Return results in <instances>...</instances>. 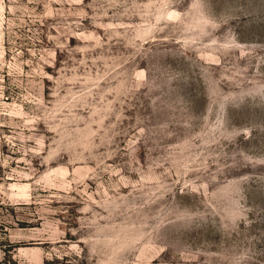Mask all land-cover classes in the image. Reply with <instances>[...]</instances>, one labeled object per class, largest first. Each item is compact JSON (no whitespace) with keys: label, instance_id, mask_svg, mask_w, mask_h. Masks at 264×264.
I'll list each match as a JSON object with an SVG mask.
<instances>
[{"label":"rangeland","instance_id":"1","mask_svg":"<svg viewBox=\"0 0 264 264\" xmlns=\"http://www.w3.org/2000/svg\"><path fill=\"white\" fill-rule=\"evenodd\" d=\"M0 264H264V0H0Z\"/></svg>","mask_w":264,"mask_h":264}]
</instances>
